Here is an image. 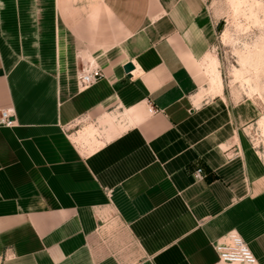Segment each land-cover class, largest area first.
<instances>
[{"label":"crops","instance_id":"0c3cea01","mask_svg":"<svg viewBox=\"0 0 264 264\" xmlns=\"http://www.w3.org/2000/svg\"><path fill=\"white\" fill-rule=\"evenodd\" d=\"M10 1L30 5L0 20V264H216L229 232L264 264L255 108L196 75L209 0H0V19ZM88 125L100 147L73 139Z\"/></svg>","mask_w":264,"mask_h":264},{"label":"rangeland","instance_id":"374dc122","mask_svg":"<svg viewBox=\"0 0 264 264\" xmlns=\"http://www.w3.org/2000/svg\"><path fill=\"white\" fill-rule=\"evenodd\" d=\"M241 1V2H240ZM29 8V2H2L6 13ZM34 7L37 5L33 1ZM38 4H42L39 3ZM51 6V3H46ZM205 8L213 20L215 35L207 59L212 57L216 60V74L220 77L226 100L231 104L248 102L255 108L256 118L245 130L247 138L255 144V150L264 154V0H209ZM20 15H22L20 13ZM4 20V24L16 27L25 24L29 19L10 18ZM1 21V22H2ZM18 42V41H17ZM20 53V52H19ZM22 53V52H21ZM207 59L201 60L196 65V73L200 87L207 85L209 91L211 77L207 71ZM202 62V65L200 63ZM205 71V72H204ZM206 73V75H205ZM204 90V93H206ZM209 96H214L208 94ZM223 95V94H222ZM113 117V116H112ZM114 118V117H113ZM102 123L103 132L119 127L114 122ZM115 120V119H114ZM113 120V121H114ZM108 123V126L106 124ZM94 127L97 131L94 137H90L87 129ZM121 127V126H120ZM112 128V126H111ZM100 132L97 126H85L73 137L79 144H92L100 147L97 136ZM85 140V141H84Z\"/></svg>","mask_w":264,"mask_h":264},{"label":"built area","instance_id":"2783aa9c","mask_svg":"<svg viewBox=\"0 0 264 264\" xmlns=\"http://www.w3.org/2000/svg\"><path fill=\"white\" fill-rule=\"evenodd\" d=\"M103 77L104 75L101 69L93 64V62H90L86 67L81 69L78 75L79 89H87L103 79ZM149 111L151 113H156V110L152 108H150ZM12 116V110L1 111L0 126H10L13 122L11 119ZM194 175L197 180L203 179L201 169L196 170ZM212 248L217 255L216 264H258L246 243L235 232L227 233L221 241L213 243Z\"/></svg>","mask_w":264,"mask_h":264},{"label":"bare ground","instance_id":"6f19581e","mask_svg":"<svg viewBox=\"0 0 264 264\" xmlns=\"http://www.w3.org/2000/svg\"><path fill=\"white\" fill-rule=\"evenodd\" d=\"M216 65H217V63H216V60L214 58L210 57L207 59V71L211 77V80H210L209 91L206 90V93L212 94L214 96L223 94V85L220 82V77L216 74V71H217ZM109 119H110V122H113V120L111 118H109ZM111 126H112V123H111ZM96 131L97 130L94 127H90L89 129H87V132H88L90 137H94V135L96 134ZM78 142H80V141H78ZM262 157H264V154L262 155Z\"/></svg>","mask_w":264,"mask_h":264},{"label":"water","instance_id":"95a60500","mask_svg":"<svg viewBox=\"0 0 264 264\" xmlns=\"http://www.w3.org/2000/svg\"><path fill=\"white\" fill-rule=\"evenodd\" d=\"M123 70L125 73H128L133 70V65L131 63H127L124 67Z\"/></svg>","mask_w":264,"mask_h":264}]
</instances>
